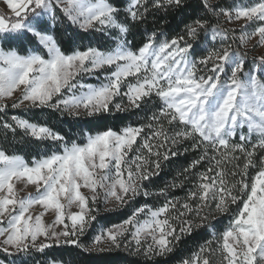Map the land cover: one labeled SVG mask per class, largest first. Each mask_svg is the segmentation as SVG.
<instances>
[{"label":"snow or ice","instance_id":"snow-or-ice-1","mask_svg":"<svg viewBox=\"0 0 264 264\" xmlns=\"http://www.w3.org/2000/svg\"><path fill=\"white\" fill-rule=\"evenodd\" d=\"M184 2L151 0L150 7L167 10L183 7ZM4 3L12 16L0 15V39L7 42L30 34L43 54L33 51L22 55L0 47V111L18 92L13 108L27 103L72 115L80 110L89 116L107 113L110 105L123 110L121 104L113 105L120 95L126 96L134 108H141L155 96L161 107L145 125L89 135L84 145L68 144L51 128L16 116L12 117L13 124L3 123L4 129H19L34 141L58 142L62 151L34 158L29 164L22 156L0 149V250L9 255L44 252L51 242L82 247L78 237L95 216L81 188L92 193L93 204L102 192L105 202L111 198L123 205L140 193L142 181L156 174L153 169L160 168L161 159L177 155L173 148L190 140L192 150L202 152L184 171L190 172L205 160L209 166L196 174L197 182L185 202L167 200L157 209L138 208L122 225L114 226L115 230L97 235L94 245L106 240L109 247L119 248L120 238L130 233L129 243L134 242L138 251L143 247L142 238H150L144 254L164 255L172 251L173 241L180 239L174 221H179V233H191L193 221L182 217L194 215L203 223L208 219L205 209L211 212L214 205L217 213H225L231 205H237L219 237L214 235L181 264H212L213 256L218 264H264V156L259 164L254 159L257 150H264V81L253 72H245L246 54L230 51L228 44L198 56L189 41L197 38L199 30L207 29L208 22L201 19L186 25L185 35L161 41L153 33L133 49L128 37L136 25L145 22L149 0H128L123 10L111 0ZM201 5L229 23L245 22L238 37L241 46L254 37L259 39L253 49L264 46V0L233 8H222L211 0H201ZM56 8L82 32L99 34V39L110 41L111 46L63 51L42 19L47 16L54 27ZM257 22L262 23L247 31L249 24ZM218 37L222 45L229 39L226 30L214 27L211 40L215 42ZM258 61L259 67H264V56ZM200 65L206 73L201 72ZM105 68L111 72L99 85L77 79ZM145 128L149 129L147 135ZM250 168H257L251 177ZM21 184L34 186L36 194L19 197L17 186ZM73 204L78 212L67 211ZM35 206L42 211L33 215ZM49 211L55 213V219L45 224L43 217ZM141 214L144 219H139ZM60 225L63 227L57 231Z\"/></svg>","mask_w":264,"mask_h":264},{"label":"trees","instance_id":"trees-1","mask_svg":"<svg viewBox=\"0 0 264 264\" xmlns=\"http://www.w3.org/2000/svg\"><path fill=\"white\" fill-rule=\"evenodd\" d=\"M111 2L120 6L122 10L127 5V0H111ZM255 2L256 0H216L213 4L222 8H233L239 5H250ZM150 5L151 0H149V11L145 22L136 25L128 37L131 41L130 46L133 49L141 46L147 37L153 33L161 41L185 35V26L192 24L195 19H201L208 22L207 29L199 30L197 38L189 41V43L193 44L198 56L203 57L213 47L219 49L228 44L231 45L230 51H238L244 55L240 50L237 37L240 31H232L221 25L220 17L217 18L206 12L201 5V0H185L183 7H173L167 10H155ZM55 12L58 20L54 27H51V21H47L44 18L43 20L49 25V34L56 37L61 49L66 53L89 45L102 48L111 46L110 41L99 39V34L85 33L72 25L59 8H56ZM0 15L4 14L0 13ZM214 27L217 28V31H227L229 39L223 45L220 37L215 42L211 40ZM233 36L236 37L235 40L232 39ZM0 47L5 50H16L22 55H27L33 51H39L43 54V50L39 48L35 38L30 34L22 39L7 42L0 39ZM244 56V68L245 72H247L255 62L249 59L247 55ZM110 72V69L98 71L84 83L96 84L104 80L102 74L107 76ZM118 102L115 99L113 105ZM11 105L12 102L7 103L5 110L0 111V149H3L8 154L22 156L29 164L32 163L34 158L38 159L52 152L62 151V147L58 142L34 141L24 136L19 129L15 132L4 129L2 127L3 123H14L12 120L13 116L51 128L62 135L68 144L75 142L79 145H84L89 135L94 136L109 129L120 132L122 128L129 125L136 127L145 125L149 122L148 117L161 107L160 101L155 96L141 108L121 105L123 110L117 111L110 105L109 112H102L92 116L72 115L68 112L62 113L47 107L34 108L29 105H21L18 108H13ZM165 126L167 127L166 124ZM148 132L149 129L145 128L144 135H147ZM255 139L253 137V142H255ZM191 143L192 141L188 140L175 146L173 151H176L177 155H169L167 160L161 159L160 168L158 170L153 169L156 174L152 175L148 180L142 181L140 193L131 199H127L123 205L119 204L117 207L107 210L104 208V201L101 195H99L94 204L89 201V207L93 210L91 215L95 216V219L91 220L83 235L78 237V243L82 247H77L73 244H52L44 252L32 250L29 254L19 253L15 255L0 251V264H181L184 259L190 258L207 241L213 240L214 235L219 237L228 227L229 221L237 210V205H231L225 213H217L214 210V205L211 212L205 209L204 214H208V219L203 223L194 215L182 217L181 219L193 221L191 233H179V221H174L177 224V235L180 236V239L173 241L172 251L164 255L152 254L151 256H146L143 247L138 251L131 244L126 246V241H121L119 248L109 247L102 251L91 250L90 245L99 230H107L123 224L138 208L147 206L157 209L163 206L167 200H176L180 204L185 202L188 192L193 189L194 184L197 182L196 174L205 172L209 166V162L205 160L190 172L184 171L193 160L199 158L202 152V149L192 150ZM185 148L188 150L185 151ZM262 156H264V150H257L254 157L257 164H259ZM256 171L257 168H250L248 170L249 177L254 176ZM144 192H147L148 195H144ZM192 203L195 204V202ZM179 206L177 204V208ZM212 247L215 248V242H213ZM212 264H218L216 256L212 257Z\"/></svg>","mask_w":264,"mask_h":264},{"label":"rangeland","instance_id":"rangeland-1","mask_svg":"<svg viewBox=\"0 0 264 264\" xmlns=\"http://www.w3.org/2000/svg\"><path fill=\"white\" fill-rule=\"evenodd\" d=\"M215 1L216 0H211L212 3L215 2ZM127 2H128V0H127ZM256 2H257V0H256ZM239 6H244V5H239ZM0 13L1 14H4L6 16H12V13H11L10 9L4 3V0H0ZM43 18L44 19H47V21H50V20H48V17L47 16H44ZM220 21H221V25H224L225 27L229 28L232 31H240V34H241V31H242V26L245 23L243 20H241V21H233V22L229 23L222 16L220 17ZM33 23H34V26H35V22L34 21H33ZM260 23H262V22H257V23H254V24H249L248 27H247V31H249V32L253 31L255 29V27H257ZM240 34L237 37H239ZM258 39H259L258 37H254L250 41H247L244 46H241L240 45V41H239V47H240V50L242 51L243 54H246L249 59H251V60H253L255 62V64H253V66L250 67L249 68V71H247V72H253L258 77V79H261L262 81H264V67H259V61H258V57L264 56V46H257L255 49H253V45H257ZM206 55H207V53H206ZM244 65H245V63H244ZM210 66H211V64L209 65V67ZM199 68L201 69V72L202 73H206L207 72V70L204 69V66L203 65H200ZM105 69H107V68H105ZM105 69H101V70H98V71H103ZM98 71H96V72H98ZM93 74H84V75L78 77L77 79L80 80L82 83H84V81H87L88 79L92 78L93 77ZM102 75L104 77V80L103 81L101 80L100 82H98L96 84H91V85L96 86V85H99L101 82H105L106 74H102ZM222 79H223V77H222ZM85 84H86V82H85ZM126 90L127 89L125 87V88L122 89V92L123 91H126ZM18 97H19V92L16 93L15 96L12 99L8 100L6 103L13 102V100L17 99ZM115 99L119 101L118 102L119 104L124 105V107L129 106V102H128V99H127L126 96L120 95V96L115 97ZM23 105H28V104L25 103ZM78 115H87V114L83 110H80V112H79ZM86 143H87V140H86ZM17 187H18V196L21 197V198L26 197L29 194H32V195H35L36 194V189H35L34 186L23 187V184H21V185H18ZM81 192H82L83 195H85L86 197H88V201H92V199H91L92 193L87 188H81ZM100 195L103 197L104 208L105 209H107V210L108 209H113V208H115V207H117L119 205V203H117L114 199H111V198L107 202H105L104 196H103V193L102 192H101ZM41 211H42V209L39 206H35L31 210V213L33 215H36V214H39ZM67 211H70L72 213H75V212H78L79 211V208L77 207V205L73 204L70 209H67ZM54 219H55V213L52 212V211L47 212V214L44 215V217H43V220H44V223L45 224H52L53 221H54ZM139 219H144L143 214H141V216L139 217ZM62 227L63 226L60 225V226H58L56 228V230L57 231H60L62 229ZM109 229L115 230L114 227H111ZM103 231H105V230H99V232H98L97 235H100ZM76 238L77 237H73V239H76ZM40 239L43 240L44 238L41 237ZM120 240L121 241H126V243H125L126 245L131 244V245H133V246L136 247V245H135L134 242L129 243L130 241H132V236H131L130 233H126L124 235V237L120 238ZM93 241H92V243L90 245V249L91 250L100 251V250H97V249H106V248H109V245H108V243H107L106 240L105 241H102L101 244H99V245H94ZM51 243L52 244H56L54 242H51ZM150 243H151V239L150 238L149 239H146V240L142 238V244H143V248L144 249ZM0 251H3V250H0ZM50 264H56V263H50Z\"/></svg>","mask_w":264,"mask_h":264}]
</instances>
